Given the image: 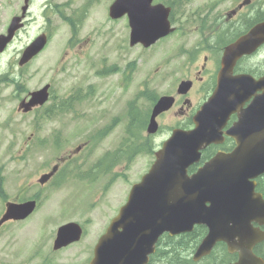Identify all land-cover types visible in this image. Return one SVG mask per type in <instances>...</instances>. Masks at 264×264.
Here are the masks:
<instances>
[{
	"label": "rangeland",
	"instance_id": "obj_1",
	"mask_svg": "<svg viewBox=\"0 0 264 264\" xmlns=\"http://www.w3.org/2000/svg\"><path fill=\"white\" fill-rule=\"evenodd\" d=\"M57 1L71 2V7L64 13L74 19L86 8L76 37L71 44L67 43L72 34L53 13L56 24L52 46L28 67L15 72V82L0 83V179L5 200L32 195L34 191L23 188L29 180L48 171L56 158L74 151L93 133L115 120L111 132L97 143L95 149L88 146L77 158L80 162L85 159L89 166L102 153L113 150L123 135L126 103L138 91L147 87L159 96L167 94L193 72L192 56L188 52L197 34L191 33L190 19L175 16L176 27L182 24L186 29L184 35L177 31L149 49L130 48L128 41L125 42L123 22L108 20L107 10L113 0ZM183 1L186 5L181 11L191 15L206 11L214 0ZM21 42L22 39L17 41L16 46ZM109 67H112L110 71L100 73ZM7 72L11 74L5 58H0V74ZM46 83L52 85L54 101L76 93L91 92L94 96H89L82 104L73 102V110L66 114H56L63 109L44 114L53 100L30 114H17V99ZM15 84L19 85L18 89ZM196 90L197 87L192 93L193 104L207 94ZM138 105L146 106L147 103L139 100ZM174 119L170 113L162 119L161 132L153 139L157 145L167 135L165 126H171ZM56 138L60 147L53 149ZM41 140H45L42 146L39 145ZM151 162V157L141 155L127 168L123 165L114 168L111 183L108 182L113 175L93 182L70 178L56 185L60 187L58 189L51 183L45 195L39 197L40 208L34 216L25 222L0 227V264H72L78 261L83 249L89 255L91 243H94L92 239L104 230L107 219L125 202L131 185L147 171ZM5 200L0 198V213ZM80 202L83 205L75 208ZM76 220L87 224L88 236L54 257L51 239L57 227Z\"/></svg>",
	"mask_w": 264,
	"mask_h": 264
},
{
	"label": "water",
	"instance_id": "obj_2",
	"mask_svg": "<svg viewBox=\"0 0 264 264\" xmlns=\"http://www.w3.org/2000/svg\"><path fill=\"white\" fill-rule=\"evenodd\" d=\"M151 1L115 0L110 7L112 18L127 14L131 45L141 43L147 47L172 31L167 19L168 10L161 5L151 6ZM250 37L247 35L227 49L234 56L228 66L223 62L225 67L230 69L234 60L246 51ZM4 43L0 41V51ZM42 45L38 42L28 47L20 64L39 52ZM47 88L31 93L30 100L20 108L26 112L35 105H42L48 96ZM237 88L238 84L228 86L223 83L216 96H222L220 98L225 101L229 94L236 93ZM170 100L162 98L153 115L167 108ZM214 101L215 98L209 107H202L193 131H173L172 137L155 154L156 160L148 173L132 187L127 204L100 238L90 264H145L159 235L188 232L195 224L205 225L209 230L196 257L208 253L216 241H225L230 249L240 253L235 264H254L250 247L256 235L249 223L257 205L253 198L254 182L250 180L264 171V143L258 147L256 158L253 154H243L241 142L235 154H218L196 174H186V168L198 160L197 150L219 134L220 122L216 117L221 106ZM150 128L154 129V126ZM257 202L260 203V199ZM33 208L34 202H27L14 206L9 215L23 218ZM80 232L75 224L62 226L58 230L57 246L78 240ZM250 237L251 244H248Z\"/></svg>",
	"mask_w": 264,
	"mask_h": 264
},
{
	"label": "flooded vegetation",
	"instance_id": "obj_3",
	"mask_svg": "<svg viewBox=\"0 0 264 264\" xmlns=\"http://www.w3.org/2000/svg\"><path fill=\"white\" fill-rule=\"evenodd\" d=\"M60 5L61 3L57 0H0V34L6 32L13 22L19 26L16 36L22 33V35L31 37L27 44L41 34H44L47 42L50 43L52 16L57 8H60ZM262 21H264V0H216L215 5L205 13L202 38H198L199 27H194L195 34H197V39L193 42L192 57L194 78L196 79L194 80L207 82L212 91L224 48ZM256 56L257 53L240 58L236 65L238 68L234 69V73H249L255 78L262 77L264 66L261 67L260 63L256 61ZM260 93L262 92L258 91L256 94L260 95ZM183 100L176 113L185 119L191 118L193 115L191 107L183 105ZM252 101L251 98L244 103L242 110L246 109ZM234 121L236 118L231 116L226 126H231ZM253 126L264 125L254 124ZM224 143L221 148L223 151L227 152L232 149L233 141L225 138ZM254 226L258 225L254 224ZM258 227L264 231V225ZM218 245L216 247L219 249L215 250L217 255L210 257L207 261L209 264H230L237 261L238 254L236 252L230 253L227 245L222 242ZM251 251L256 257L261 258L264 264V239L254 244Z\"/></svg>",
	"mask_w": 264,
	"mask_h": 264
},
{
	"label": "trees",
	"instance_id": "obj_4",
	"mask_svg": "<svg viewBox=\"0 0 264 264\" xmlns=\"http://www.w3.org/2000/svg\"><path fill=\"white\" fill-rule=\"evenodd\" d=\"M144 96V93L142 94ZM147 96V94H146ZM150 96V95H149ZM133 104V103H132ZM145 118H141L140 113L133 109L130 112L129 124L126 127L127 133H132L134 137H137V134L141 135V131L144 128ZM139 141V139L136 138ZM125 146V141L122 143ZM129 150V158L135 155L138 152H150L151 145L147 141H141L140 145L127 146ZM123 149H119L117 154H121ZM198 229H195L191 234L184 235L179 240L165 237V240L162 242L163 246L158 245L156 254L152 256V260L163 259L164 264H181L184 262V255L186 251H189L194 244V235L198 234Z\"/></svg>",
	"mask_w": 264,
	"mask_h": 264
}]
</instances>
